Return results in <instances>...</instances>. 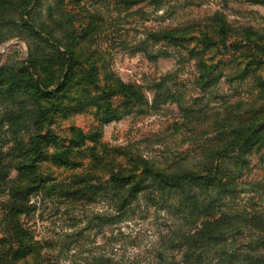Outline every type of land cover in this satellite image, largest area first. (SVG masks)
Returning <instances> with one entry per match:
<instances>
[{
	"label": "clouds",
	"instance_id": "9594fccd",
	"mask_svg": "<svg viewBox=\"0 0 264 264\" xmlns=\"http://www.w3.org/2000/svg\"><path fill=\"white\" fill-rule=\"evenodd\" d=\"M0 264H264V0H0Z\"/></svg>",
	"mask_w": 264,
	"mask_h": 264
}]
</instances>
